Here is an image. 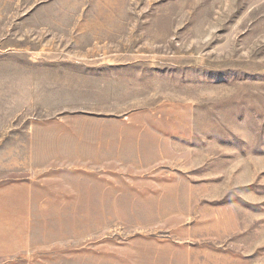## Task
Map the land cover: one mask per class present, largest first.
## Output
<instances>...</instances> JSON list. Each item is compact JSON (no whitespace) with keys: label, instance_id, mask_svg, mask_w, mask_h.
I'll return each mask as SVG.
<instances>
[{"label":"rangeland","instance_id":"rangeland-1","mask_svg":"<svg viewBox=\"0 0 264 264\" xmlns=\"http://www.w3.org/2000/svg\"><path fill=\"white\" fill-rule=\"evenodd\" d=\"M0 264H264V0H0Z\"/></svg>","mask_w":264,"mask_h":264}]
</instances>
